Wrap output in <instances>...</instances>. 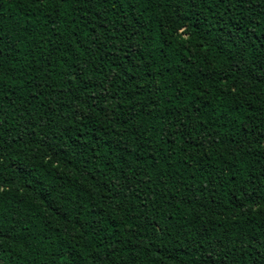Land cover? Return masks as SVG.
I'll use <instances>...</instances> for the list:
<instances>
[{
	"label": "trees",
	"instance_id": "16d2710c",
	"mask_svg": "<svg viewBox=\"0 0 264 264\" xmlns=\"http://www.w3.org/2000/svg\"><path fill=\"white\" fill-rule=\"evenodd\" d=\"M0 264H264V0H0Z\"/></svg>",
	"mask_w": 264,
	"mask_h": 264
}]
</instances>
